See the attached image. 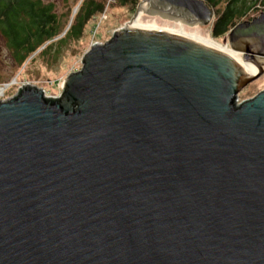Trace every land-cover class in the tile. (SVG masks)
<instances>
[{"label":"water","instance_id":"95a60500","mask_svg":"<svg viewBox=\"0 0 264 264\" xmlns=\"http://www.w3.org/2000/svg\"><path fill=\"white\" fill-rule=\"evenodd\" d=\"M208 26L204 0H140ZM129 20V21H130ZM229 54L161 29L95 42L57 98L0 101V264H264V10Z\"/></svg>","mask_w":264,"mask_h":264},{"label":"rangeland","instance_id":"374dc122","mask_svg":"<svg viewBox=\"0 0 264 264\" xmlns=\"http://www.w3.org/2000/svg\"><path fill=\"white\" fill-rule=\"evenodd\" d=\"M54 5V12L59 17V29L63 35L80 4L81 0H42ZM253 1V0H252ZM264 0H256L240 22L250 21L258 16L263 10ZM226 0H221L220 7ZM134 13V12H133ZM128 7H119L113 4V0L107 1L105 11L96 16L85 28L83 37L76 42H69L59 47V53L55 57L41 56L36 53L30 55L22 64L12 60V51L7 47L0 36V86L8 85L0 96V101L8 100L17 95L24 86L38 87L47 99L57 98L61 93L63 80L71 73L80 70L82 57L95 43H104L109 40L113 32L126 26L133 15ZM215 17V16H214ZM142 24H152L157 28L179 30V23L167 21L163 16L144 14L140 17ZM214 20V19H213ZM212 24V23H211ZM211 24L208 26L188 27L182 25L183 31L188 35H195L214 46L227 50L224 39H214L210 35ZM198 34V35H197ZM233 53V54H232ZM231 51L233 56L237 55L242 60V55ZM235 59V58H234ZM264 89V72L254 81L247 84L240 92V100H246Z\"/></svg>","mask_w":264,"mask_h":264},{"label":"trees","instance_id":"16d2710c","mask_svg":"<svg viewBox=\"0 0 264 264\" xmlns=\"http://www.w3.org/2000/svg\"><path fill=\"white\" fill-rule=\"evenodd\" d=\"M108 0H81L69 26L61 37L59 17L51 2L42 0H0V35L19 63L30 55L55 57L59 47L69 42L79 41L88 23L105 11ZM140 0H113L119 7H128L132 13ZM214 9V20L210 35L214 39H224L227 32L239 23L253 8L256 0H204ZM264 5V1L262 2Z\"/></svg>","mask_w":264,"mask_h":264},{"label":"bare ground","instance_id":"6f19581e","mask_svg":"<svg viewBox=\"0 0 264 264\" xmlns=\"http://www.w3.org/2000/svg\"><path fill=\"white\" fill-rule=\"evenodd\" d=\"M144 14H146L145 13V7L142 6L140 8L139 12L136 14V16L132 20H130L129 22H127L126 27H130V28H134V29H161V30L168 31L170 33H175V34H179V35L186 36V37L191 38V39H193V40H195L197 42H200V43L205 44L207 46L214 47L216 49H219V50H221V51L229 54L233 59L235 58L234 60H237L238 61V63L240 64V67L243 69V71L245 72L246 75L251 76V75H253L254 73L257 72L256 66L251 61L245 60L243 58H242V60H240V57L238 58L237 55L233 56L232 55L233 53L231 54V51H234V50H232L231 48H230L231 50H229V48L227 50H225V49L219 48L217 46H214L211 43L205 41L204 39H201L199 37H196L195 35H188V34H186L183 31V28H182V25H186V23H184L183 21L177 20V19H166L167 21L179 23V26H180L179 27L180 28L179 30H176V29H167V28L166 29H164V28H157V27H155L152 24H142L140 22V18L139 17L141 15H144ZM186 26H188V27H200L199 25H196V24H191V25H186ZM225 42H226V47L229 46V43H228V41H227L226 38H225ZM236 54H239V52L236 53ZM5 86H7V85L5 84ZM5 86H2V87L0 86V96L4 93V90L6 89Z\"/></svg>","mask_w":264,"mask_h":264},{"label":"flooded vegetation","instance_id":"af4514ba","mask_svg":"<svg viewBox=\"0 0 264 264\" xmlns=\"http://www.w3.org/2000/svg\"><path fill=\"white\" fill-rule=\"evenodd\" d=\"M1 36V35H0ZM2 37V36H1ZM3 38V37H2ZM3 40H4V38H3ZM4 42H5V40H4ZM6 43V42H5ZM12 60L14 61V63H16V61H17V59H16V56L15 55H13L12 54Z\"/></svg>","mask_w":264,"mask_h":264},{"label":"built area","instance_id":"2783aa9c","mask_svg":"<svg viewBox=\"0 0 264 264\" xmlns=\"http://www.w3.org/2000/svg\"><path fill=\"white\" fill-rule=\"evenodd\" d=\"M4 86H5V85H4ZM6 87H8V85H7V86H5V88H6Z\"/></svg>","mask_w":264,"mask_h":264}]
</instances>
